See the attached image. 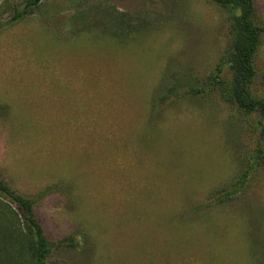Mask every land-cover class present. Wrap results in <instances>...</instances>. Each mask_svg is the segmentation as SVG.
Listing matches in <instances>:
<instances>
[{"label": "rangeland", "instance_id": "374dc122", "mask_svg": "<svg viewBox=\"0 0 264 264\" xmlns=\"http://www.w3.org/2000/svg\"><path fill=\"white\" fill-rule=\"evenodd\" d=\"M25 2L0 0V180L34 200L47 264H264V171L223 198L254 139L219 90H188L228 55L232 13L210 0H42L12 21ZM255 67L264 99V33ZM24 223L0 193V264H31Z\"/></svg>", "mask_w": 264, "mask_h": 264}, {"label": "trees", "instance_id": "16d2710c", "mask_svg": "<svg viewBox=\"0 0 264 264\" xmlns=\"http://www.w3.org/2000/svg\"><path fill=\"white\" fill-rule=\"evenodd\" d=\"M41 1L26 0L22 10L15 9L12 21L32 14ZM210 1L232 13L230 17V50L228 55L217 65L208 81L200 85L189 84L188 90L193 95L219 90L235 111L234 116L236 113L243 116L242 120L247 124L248 132L255 142V147L248 156L245 172L223 194V198L228 199L238 195L260 170L264 171V99L254 97L251 91V84L256 76L255 60L262 42L264 23L262 25L257 23L258 16L254 0ZM182 86H184L182 80L175 82L173 86L169 87V93L159 97V102L169 101L170 93ZM0 193L9 197L22 211L24 225L26 224L30 234L26 245L31 253V264H47L54 245L47 238L36 215L34 200L14 191L1 180ZM22 233L25 234L18 226L19 238L23 242ZM60 243L74 247L75 239L70 237Z\"/></svg>", "mask_w": 264, "mask_h": 264}]
</instances>
